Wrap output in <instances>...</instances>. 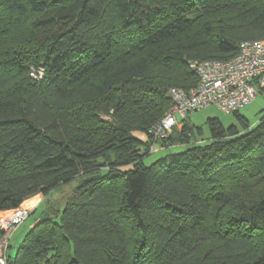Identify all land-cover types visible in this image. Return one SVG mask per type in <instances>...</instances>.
Returning <instances> with one entry per match:
<instances>
[{"label": "trees", "instance_id": "1", "mask_svg": "<svg viewBox=\"0 0 264 264\" xmlns=\"http://www.w3.org/2000/svg\"><path fill=\"white\" fill-rule=\"evenodd\" d=\"M262 38L264 0H0V212L44 197L7 264H264V115L149 134L191 62Z\"/></svg>", "mask_w": 264, "mask_h": 264}, {"label": "built area", "instance_id": "2", "mask_svg": "<svg viewBox=\"0 0 264 264\" xmlns=\"http://www.w3.org/2000/svg\"><path fill=\"white\" fill-rule=\"evenodd\" d=\"M190 68L197 84L187 93L178 88L168 90L170 109L149 130L154 142L165 139L175 127L181 129L182 121L196 111L213 106L235 112L252 103L264 90V38L241 42L229 60L193 61ZM156 151L154 144L148 149L149 153ZM31 211L20 205L0 212V264H7L10 237Z\"/></svg>", "mask_w": 264, "mask_h": 264}, {"label": "rangeland", "instance_id": "3", "mask_svg": "<svg viewBox=\"0 0 264 264\" xmlns=\"http://www.w3.org/2000/svg\"><path fill=\"white\" fill-rule=\"evenodd\" d=\"M33 67V66H31ZM30 67V68H31ZM38 67V66H34ZM32 76L35 75L34 73L31 74ZM30 75V77H31ZM264 115V94L260 93L256 97V99L250 103L249 105L239 109L236 113L234 112H223L213 106L208 108L199 110L190 114L187 118L188 123L190 126H193L199 129V132H194V139L197 142L204 141L206 142L209 139V127H208V120L216 119L219 124L224 128L228 129L229 127H234L240 132H244L245 130L252 129L258 123L259 119ZM101 119L108 120L107 116L101 115ZM243 122V123H242ZM176 129H179L176 127ZM135 136L141 140H144L145 137L141 133H135ZM157 151L144 157L143 163L145 165H149L154 162L156 159L164 156L167 153H178L182 152L185 149V146H174L168 149H158ZM73 185V184H72ZM72 185L61 186L58 193H52L51 198L57 199L65 195L71 188ZM42 195V194H41ZM44 198L43 195L40 196ZM34 204V201L29 202ZM31 206H28L29 209ZM40 214L33 213L30 214L27 219L14 231L12 236L9 240V249H8V256L13 257L16 249L20 245L21 241L23 240L25 234L29 232V230L35 225L39 218Z\"/></svg>", "mask_w": 264, "mask_h": 264}, {"label": "crops", "instance_id": "4", "mask_svg": "<svg viewBox=\"0 0 264 264\" xmlns=\"http://www.w3.org/2000/svg\"><path fill=\"white\" fill-rule=\"evenodd\" d=\"M40 196H42L41 194H38L30 199H27L25 202H23L21 205L24 206V207H28V206H31L30 208L32 210H34L39 204L40 202L43 200V198H41ZM34 201V204H31L29 202H32Z\"/></svg>", "mask_w": 264, "mask_h": 264}]
</instances>
